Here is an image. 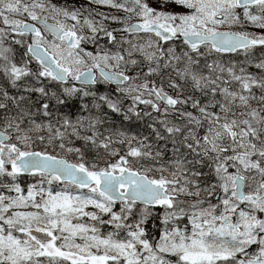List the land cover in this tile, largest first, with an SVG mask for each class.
<instances>
[{"label":"snow or ice","instance_id":"snow-or-ice-1","mask_svg":"<svg viewBox=\"0 0 264 264\" xmlns=\"http://www.w3.org/2000/svg\"><path fill=\"white\" fill-rule=\"evenodd\" d=\"M258 47L264 0H0V264H264Z\"/></svg>","mask_w":264,"mask_h":264},{"label":"rangeland","instance_id":"rangeland-1","mask_svg":"<svg viewBox=\"0 0 264 264\" xmlns=\"http://www.w3.org/2000/svg\"><path fill=\"white\" fill-rule=\"evenodd\" d=\"M70 1H72V0H68V2H64V4H66V3H70ZM54 3H55V0H54ZM55 4H57V5H62L60 2L59 3H55ZM155 6V5H154ZM170 10H172V11H182V9H180V8H177V7H175V6H172L171 8H170ZM262 54H264V48H260V49H257L256 51L254 50V52H253V54H252V59L254 60V61H256V60H258L260 57H261V55ZM212 59H220L219 57H217L215 54L213 55V57H210L209 58V60L211 61ZM245 59V57L242 55V58H241V60L240 61H243ZM221 60V62H223L224 63V60H222V59H220ZM248 71L249 72H252V73H259V70L258 69H256L255 67H254V65L253 66H249L248 67ZM105 91H107V88L105 87ZM257 94H259V93H257ZM197 96H199V94L197 93ZM130 103V102H129ZM128 103V104H129ZM141 107H143V106H141ZM125 131H127V130H125Z\"/></svg>","mask_w":264,"mask_h":264},{"label":"trees","instance_id":"trees-1","mask_svg":"<svg viewBox=\"0 0 264 264\" xmlns=\"http://www.w3.org/2000/svg\"><path fill=\"white\" fill-rule=\"evenodd\" d=\"M255 31L260 32L261 30L257 29V30H255ZM257 49H260V48H259V47L256 48L255 51H256ZM219 58L222 59V60H224V63L226 64V63H228L230 60H231V61H237V62H239V61L241 60V58H242V55H236V54H223V56H221V57H219ZM73 111H75V110H73ZM108 117H109V120H110L109 123L113 126V114L110 113ZM121 123H122V122L120 121V118H118L116 125L118 124V127H119ZM104 126H108V125H104Z\"/></svg>","mask_w":264,"mask_h":264},{"label":"flooded vegetation","instance_id":"flooded-vegetation-1","mask_svg":"<svg viewBox=\"0 0 264 264\" xmlns=\"http://www.w3.org/2000/svg\"><path fill=\"white\" fill-rule=\"evenodd\" d=\"M52 2L54 3V0H52ZM85 2H86V0H79V4H80V3H85ZM93 7H98L99 11H101V12H109V11H112V12H113V10L108 9V8H106V7H103V6H93ZM97 19H99V17H97ZM106 23H108V22L106 21ZM111 27H116V26L111 25ZM103 87H104V86H101L100 89H102ZM7 90H9L10 93L12 92V90H11L10 88H7ZM15 92H16V91H15ZM15 92H14V93H15Z\"/></svg>","mask_w":264,"mask_h":264}]
</instances>
